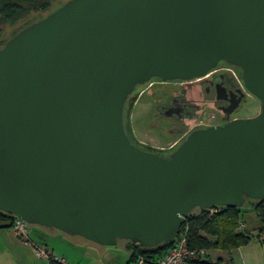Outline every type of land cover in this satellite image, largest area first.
<instances>
[{"label":"water","instance_id":"obj_1","mask_svg":"<svg viewBox=\"0 0 264 264\" xmlns=\"http://www.w3.org/2000/svg\"><path fill=\"white\" fill-rule=\"evenodd\" d=\"M242 71L259 114L169 157L132 142L151 80ZM264 199V0H69L0 49V212L101 246L174 241L196 208Z\"/></svg>","mask_w":264,"mask_h":264},{"label":"rangeland","instance_id":"obj_2","mask_svg":"<svg viewBox=\"0 0 264 264\" xmlns=\"http://www.w3.org/2000/svg\"><path fill=\"white\" fill-rule=\"evenodd\" d=\"M67 1L51 0V7L46 12H31L15 25L2 24L0 26V49L23 27L45 18ZM198 82L194 81L193 84H198ZM164 103L163 97L158 100L149 91L138 96L127 114L132 142L146 148L160 150L167 147L168 143L174 139L168 132L171 124L163 118L160 112ZM260 109V101L252 95H247L234 117L250 119L257 116ZM214 116L220 118L219 112L209 107L203 111L201 121L208 125H215L217 118L214 120L212 118ZM194 212L198 213L199 209H195ZM2 223L4 222L0 225ZM240 226L241 223L237 231L241 230ZM1 229L4 230L0 231V264H48L49 258L39 255V252L45 251L60 261L65 259L66 264H125L129 259L128 252L124 250V247H127L125 241H120L116 246L107 247L79 236H69L53 228L31 226L29 238L15 235L11 228L0 227ZM39 229L46 230L50 234H42ZM208 252L211 261L221 260L219 258L224 254L223 259L232 261L234 264H264V244L257 240H252L232 253L221 250Z\"/></svg>","mask_w":264,"mask_h":264},{"label":"trees","instance_id":"obj_3","mask_svg":"<svg viewBox=\"0 0 264 264\" xmlns=\"http://www.w3.org/2000/svg\"><path fill=\"white\" fill-rule=\"evenodd\" d=\"M50 7L51 0H0V26L5 23L15 25L29 13L46 12ZM27 26L23 27L21 30ZM240 76L242 77L241 69ZM139 86L136 87L134 98L126 107L125 127L129 136L131 135L127 122V114L130 110V106L138 99L139 92H137V88ZM138 145L140 147L142 146L140 144ZM157 151L159 152V150ZM196 209H199V212L195 213V209L192 211L181 227L180 233L186 231L190 249L205 250L206 256L204 259L196 260L189 264H234L232 261L224 262L222 260L212 262L209 260L208 251L221 250L231 253L235 249L247 245L252 240H257L264 244V199H246L244 206L241 208L214 207L212 210ZM15 219L16 216L12 214L0 212V224L4 222L0 227L12 229ZM239 223L243 224L244 227L241 228L240 231H237ZM120 241L127 242L125 245L127 247H124V250L129 253V260L126 264H137L139 258H143L148 264H158V262L175 246L177 238L172 242L163 243L153 248H143L128 240H119V242ZM63 260L66 264L65 259ZM64 263L52 255L49 257L48 264Z\"/></svg>","mask_w":264,"mask_h":264},{"label":"flooded vegetation","instance_id":"obj_4","mask_svg":"<svg viewBox=\"0 0 264 264\" xmlns=\"http://www.w3.org/2000/svg\"><path fill=\"white\" fill-rule=\"evenodd\" d=\"M226 69L234 70L237 78ZM198 81V84L194 85V82H162L154 79L137 88L138 96L149 91L158 100L161 97L165 100L160 112L171 124L168 132L174 139L167 147L159 150L162 156L169 157L176 148L172 144L181 139V145L195 130L237 120L234 115L239 111L246 96L252 95L244 85L240 68L226 62H220L216 69ZM209 107L220 114V118L212 117L214 120L217 118L215 125L201 121L203 111Z\"/></svg>","mask_w":264,"mask_h":264},{"label":"built area","instance_id":"obj_5","mask_svg":"<svg viewBox=\"0 0 264 264\" xmlns=\"http://www.w3.org/2000/svg\"><path fill=\"white\" fill-rule=\"evenodd\" d=\"M226 71H229L235 77L237 76L236 72L232 69H226ZM181 142H182L181 139L177 140L172 144V146L178 149ZM243 227H244L243 224H241L240 228ZM12 230L17 236L23 238H29L31 234V225L26 223L24 220L16 217L13 223ZM39 255L46 258L50 257V255L46 251L39 252ZM205 256H206L205 250L190 249V247L188 246L187 233L186 231H184L182 233H179V235L177 236V242L175 246L158 262V264H189L190 262L204 259ZM62 263H64V260H62ZM137 264H148V263H146V261L143 258H139Z\"/></svg>","mask_w":264,"mask_h":264},{"label":"crops","instance_id":"obj_6","mask_svg":"<svg viewBox=\"0 0 264 264\" xmlns=\"http://www.w3.org/2000/svg\"><path fill=\"white\" fill-rule=\"evenodd\" d=\"M2 230H4V229H1L0 231L2 232ZM37 231H38V230H37ZM39 231H41L42 234H47V233L50 234V232H48V231H46V230H43V229H39ZM33 233H35V232H33ZM36 234H37V233H36ZM37 235H38V234H37ZM231 253H232V252H231ZM223 255H224V254H222V256H223ZM128 256H129V253H128ZM222 256H221L219 259L222 260V259H223ZM128 260H129V259L126 260L125 264L128 262ZM222 261H224V262H228V261L225 260V259H223ZM212 262H216V261H212Z\"/></svg>","mask_w":264,"mask_h":264}]
</instances>
